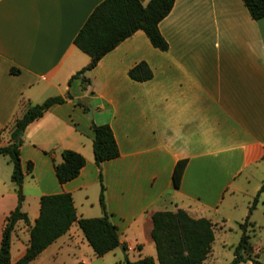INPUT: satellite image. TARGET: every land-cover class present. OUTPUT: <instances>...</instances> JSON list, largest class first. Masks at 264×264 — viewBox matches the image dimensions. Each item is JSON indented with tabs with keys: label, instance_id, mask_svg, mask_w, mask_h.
<instances>
[{
	"label": "crops",
	"instance_id": "1",
	"mask_svg": "<svg viewBox=\"0 0 264 264\" xmlns=\"http://www.w3.org/2000/svg\"><path fill=\"white\" fill-rule=\"evenodd\" d=\"M103 1L0 0V147L10 142L13 123L29 105L71 95L24 133L22 210L30 224L15 227L13 263L26 252L42 196L70 193L80 218L103 216L93 124H109L119 146L120 157L102 164L105 202L118 229V249L141 251L135 261L157 257L154 213L181 209L209 219L215 241H225L227 231L245 221L264 183L253 196L235 185L264 162V20H253L243 0H176L159 24L168 51L154 48L138 31L69 86L90 63L74 39ZM140 62L153 71L147 82L129 77ZM82 78L89 80L86 87ZM65 150L80 153L86 164L79 177L60 184L55 165ZM181 160L187 166L177 189L173 173ZM11 166L0 156V246L5 221L18 204ZM240 193L252 199L242 204L235 199ZM263 193L250 214L254 224ZM75 226L34 262L43 264L48 254L54 264L62 253L74 254L80 247Z\"/></svg>",
	"mask_w": 264,
	"mask_h": 264
},
{
	"label": "trees",
	"instance_id": "2",
	"mask_svg": "<svg viewBox=\"0 0 264 264\" xmlns=\"http://www.w3.org/2000/svg\"><path fill=\"white\" fill-rule=\"evenodd\" d=\"M176 0H150L145 6L140 0H104L89 16L74 44L90 57V63L79 71L69 82L84 76L97 67L107 54L116 49L122 42L138 31H143L152 46L162 52L169 50V44L162 36L159 24L171 13ZM251 18L257 22L264 20V0H243ZM19 71L12 69V73ZM129 77L135 82H147L153 78V71L146 62H140L129 71ZM89 80L82 78L86 87ZM71 95L52 97L42 104L29 105L24 115L12 126L10 142L0 147V156H5L13 166L11 181L16 187L18 204L7 217L2 233L0 246V264H31L59 238L66 235L74 224L82 231L87 243L98 258L115 251L121 246L117 227L111 222L105 202L106 187L101 172L102 164L120 157V150L113 130L109 124H93V153L95 163L100 170L99 204L103 216L98 218H80L77 214L73 196L70 193L42 196L40 214L30 228L29 244L25 254L15 263L11 260L12 235L18 222L29 225L28 214L23 212L25 195L23 185L25 172L21 160L23 136L27 128L44 117L45 113L55 105L64 104ZM85 111L87 107L79 104ZM21 136L16 140L17 135ZM62 163L55 165V173L60 184H66L79 177L86 161L83 155L72 150L62 153ZM187 166V160L179 161L174 169L173 183L180 188ZM33 163L28 162L27 172L32 174ZM264 192V183L254 198L250 213L243 223L238 225L241 237L234 249V258L229 264H264L253 253L250 227V214L256 209L260 194ZM153 229L151 238L156 245L159 264H203L213 250L215 242V226L206 218L195 219L185 210L176 212L163 211L152 215ZM125 252L126 245H122ZM140 248V246H139ZM77 264H84L79 262ZM125 264H156L152 256H145L137 261Z\"/></svg>",
	"mask_w": 264,
	"mask_h": 264
},
{
	"label": "rangeland",
	"instance_id": "3",
	"mask_svg": "<svg viewBox=\"0 0 264 264\" xmlns=\"http://www.w3.org/2000/svg\"><path fill=\"white\" fill-rule=\"evenodd\" d=\"M11 167L13 170V166ZM11 175H12V171H11ZM262 182H264V162L263 164H260L259 166L253 167L250 170H248L239 179V181L236 182L235 185L240 186L242 190L246 191V193L249 192L248 194L252 195L254 192L257 191L258 186L260 188ZM10 184L13 186V183L11 181V176H10ZM256 196L257 195L253 196V199H252V197L250 196L245 197L240 193L235 199H238L237 201L243 204L245 201H249L250 199H252V202H253ZM262 199L264 200V193H263ZM263 200L261 201L258 211H256L254 215V219L257 220L256 221L257 223L254 224L255 227H250L248 229V232L251 236L253 253L258 255V259L262 263H264V206H262ZM74 234L75 236H77L76 239L79 241L78 243L80 247L76 249V252H74V254L69 253L67 255V254L62 253L61 257L56 259L54 264H63V263L64 264H77L81 262L82 260L87 262V264H125L127 260H129L130 262H134L136 260L135 255H139L141 253V251H137V252L131 251L128 253L125 252L124 254L122 250L117 249L115 250V252L108 254L105 257L98 258L94 255L92 248L87 243L79 226H75ZM240 237H241V231L238 227V230L233 229L232 231H229V230L227 231L225 241L221 238H217L213 244L212 255L208 257V259L203 264H229L234 258V249L238 245ZM63 248L64 246L61 247V249ZM54 250H51V251L53 252ZM146 254H149V253H146ZM44 257L46 258H44V260L42 261L43 264H53L50 262V259H52V257L50 256L48 257V254ZM155 258L157 259V262L159 264L158 258L156 256ZM32 264H37V262H33ZM241 264H252V263L245 262Z\"/></svg>",
	"mask_w": 264,
	"mask_h": 264
},
{
	"label": "water",
	"instance_id": "4",
	"mask_svg": "<svg viewBox=\"0 0 264 264\" xmlns=\"http://www.w3.org/2000/svg\"><path fill=\"white\" fill-rule=\"evenodd\" d=\"M89 114H90V116H92V113H91V112H90ZM20 136H21V135H20V134H18V135H17V137H16V140H17V139H18ZM120 249H122V247H121V246H120Z\"/></svg>",
	"mask_w": 264,
	"mask_h": 264
}]
</instances>
